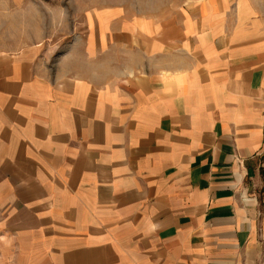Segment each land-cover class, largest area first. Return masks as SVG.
I'll list each match as a JSON object with an SVG mask.
<instances>
[{
	"label": "crops",
	"instance_id": "0c3cea01",
	"mask_svg": "<svg viewBox=\"0 0 264 264\" xmlns=\"http://www.w3.org/2000/svg\"><path fill=\"white\" fill-rule=\"evenodd\" d=\"M82 18L59 54L0 36V264H264L256 3Z\"/></svg>",
	"mask_w": 264,
	"mask_h": 264
},
{
	"label": "rangeland",
	"instance_id": "374dc122",
	"mask_svg": "<svg viewBox=\"0 0 264 264\" xmlns=\"http://www.w3.org/2000/svg\"><path fill=\"white\" fill-rule=\"evenodd\" d=\"M194 0H100L99 2L85 0H47L40 3L41 10H44L46 18L39 16L29 8V3L18 8L8 0H0V36L5 39L25 44L32 39L45 38V42L52 46L53 54H59L65 44L72 41L76 29L82 28L84 10L91 6L123 5L136 9H162L182 6V4ZM197 1V0H195ZM264 17V0H253ZM45 5V6H44ZM51 10V11H50ZM50 11V12H49ZM64 16L59 19V12ZM36 15V16H35ZM50 17V18H49ZM64 22L65 30L61 32L42 33L41 27L47 24L49 27L56 22ZM61 26V25H60ZM60 30V29H58ZM49 50V49H48Z\"/></svg>",
	"mask_w": 264,
	"mask_h": 264
}]
</instances>
